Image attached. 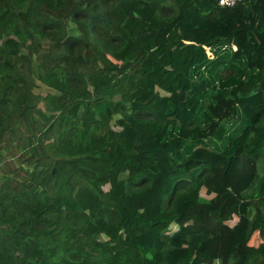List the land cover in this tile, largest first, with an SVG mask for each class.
<instances>
[{"label": "trees", "instance_id": "trees-1", "mask_svg": "<svg viewBox=\"0 0 264 264\" xmlns=\"http://www.w3.org/2000/svg\"><path fill=\"white\" fill-rule=\"evenodd\" d=\"M0 40V264H254L264 0H0Z\"/></svg>", "mask_w": 264, "mask_h": 264}, {"label": "rangeland", "instance_id": "rangeland-1", "mask_svg": "<svg viewBox=\"0 0 264 264\" xmlns=\"http://www.w3.org/2000/svg\"><path fill=\"white\" fill-rule=\"evenodd\" d=\"M68 22V25H69V27L70 28H74L75 29V33L77 34L78 33V31L76 30V26H75V24L71 21H67ZM1 41V40H0ZM34 91H36L37 93H41L42 95L43 94H45L47 91H50L44 84H42L40 81H36V85H35V87H34V89H33ZM15 151V150H14ZM8 162H10V163H13L12 162V160H8ZM259 171H260V173H262L263 171H264V159H260L259 160ZM171 230H174V229H176V225L175 224H172L171 225ZM263 240L264 239V237L262 238V237H260L258 234H257V240H254L253 238H251V240L249 241V243L246 245V248L247 249H245L247 252H248V254L252 257V258H254V264H259L260 263V257H259V255H257L256 253H255V250H254V247H251V246H256V245H258L259 243H260V240ZM254 240V241H253Z\"/></svg>", "mask_w": 264, "mask_h": 264}, {"label": "built area", "instance_id": "built-area-1", "mask_svg": "<svg viewBox=\"0 0 264 264\" xmlns=\"http://www.w3.org/2000/svg\"><path fill=\"white\" fill-rule=\"evenodd\" d=\"M239 1H241V0H217L218 5L222 6V7L233 6Z\"/></svg>", "mask_w": 264, "mask_h": 264}]
</instances>
